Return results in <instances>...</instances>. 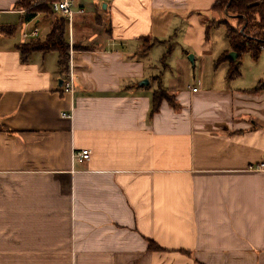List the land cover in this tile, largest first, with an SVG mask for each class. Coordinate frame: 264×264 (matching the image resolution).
I'll return each mask as SVG.
<instances>
[{"label": "crops", "instance_id": "1", "mask_svg": "<svg viewBox=\"0 0 264 264\" xmlns=\"http://www.w3.org/2000/svg\"><path fill=\"white\" fill-rule=\"evenodd\" d=\"M17 1L0 0V264H264V87L251 91L264 54L243 79L214 66L229 50L206 32L216 0H75L71 21L53 13L68 22L72 95L56 52L21 59L22 33L43 38L53 18ZM178 37L199 59L196 83L164 82L166 63L149 59ZM159 87L177 108L163 99L150 113Z\"/></svg>", "mask_w": 264, "mask_h": 264}, {"label": "trees", "instance_id": "2", "mask_svg": "<svg viewBox=\"0 0 264 264\" xmlns=\"http://www.w3.org/2000/svg\"><path fill=\"white\" fill-rule=\"evenodd\" d=\"M55 0H18L15 7L24 10L28 18H33L38 13L45 16H53L51 3ZM212 10L222 12L226 17L233 18L236 25L232 26L228 20H209L205 24L206 32L211 27L224 25L225 36L228 41L229 50L223 51L214 61V66H219L222 62H228L226 73L227 80L239 78L242 74L239 58L242 54H248L251 59L258 61L262 50L264 49V0H216L211 7ZM226 10V12H225ZM56 16V15H55ZM242 28V30H241ZM68 22L64 17L56 16L52 19L49 30L43 38H34L19 46L22 60H26L32 52H50L54 51L58 55V67L60 73L69 69V50L70 44L68 39ZM141 51L146 52L150 48V40L143 39ZM89 50L88 46H73ZM169 46L161 57L164 63L166 56L169 54ZM236 53L233 59L229 53ZM264 87V80H261L254 86L251 91H259ZM165 99L172 107L177 108V102L167 90L161 87L157 88L153 94L152 107L150 113L158 110L160 102ZM148 249L159 250L160 247L149 241Z\"/></svg>", "mask_w": 264, "mask_h": 264}, {"label": "rangeland", "instance_id": "3", "mask_svg": "<svg viewBox=\"0 0 264 264\" xmlns=\"http://www.w3.org/2000/svg\"><path fill=\"white\" fill-rule=\"evenodd\" d=\"M214 14H217V17L214 18V21L225 19V20H228V22L232 26L236 25V21L233 18L226 17V15L223 14L222 12H215ZM54 17L56 16L53 15L52 18ZM180 27L178 26V28L174 30V32L179 31ZM47 31H48V28L45 27L43 34H45ZM207 35L214 49H218L221 51V49L227 48L228 43H227V38L225 36V26L224 25L211 27L209 31L207 32ZM179 37L171 39V42H170L171 50L169 54L166 56V59L164 62L166 63L167 68H164L163 70H161L162 72L161 79L164 80V82H169V83L175 82L177 85L191 84L194 82V80H195L194 83H196L199 77V74H200L199 59H197L196 61L195 59L191 60L189 58V55H184L183 50H186L184 48L186 47L185 46L186 44H184L183 38H179ZM160 51L161 49L158 45L153 46L149 54V59L152 62L158 64V66L160 65L161 67L162 62L160 61V57H161ZM262 52L259 58H262L264 54V52L263 53ZM193 53L194 52H190V55ZM239 62L241 64V72L243 71L241 79H243L248 70V66H253L252 64L253 60L248 54H242L241 57L239 58ZM217 67L218 66H216V68Z\"/></svg>", "mask_w": 264, "mask_h": 264}, {"label": "built area", "instance_id": "4", "mask_svg": "<svg viewBox=\"0 0 264 264\" xmlns=\"http://www.w3.org/2000/svg\"><path fill=\"white\" fill-rule=\"evenodd\" d=\"M75 0H55L51 3L53 13L60 14L69 21L72 20L74 14V5ZM24 11V10H22ZM82 10H80L81 12ZM39 36V28L37 26H33V28L29 32H23L22 38L27 42L31 39L37 38ZM61 89L63 93L72 95L74 92V76L72 72V68L69 64V69L62 74V84ZM192 90H196V88H192ZM61 115L65 118L71 119L72 112H62ZM90 150L82 149L79 152L74 153V157L79 159L88 160L90 158ZM257 170H264V162H259L254 166Z\"/></svg>", "mask_w": 264, "mask_h": 264}, {"label": "water", "instance_id": "5", "mask_svg": "<svg viewBox=\"0 0 264 264\" xmlns=\"http://www.w3.org/2000/svg\"><path fill=\"white\" fill-rule=\"evenodd\" d=\"M225 12H226V10H225ZM241 30H242V28H241ZM229 55H230L233 59L236 58V53H234V52H230ZM189 58L192 60V59H193V56H189ZM60 84H61V82H60Z\"/></svg>", "mask_w": 264, "mask_h": 264}]
</instances>
